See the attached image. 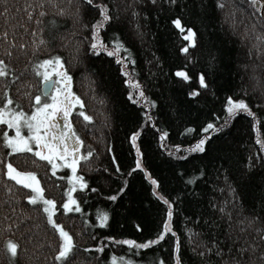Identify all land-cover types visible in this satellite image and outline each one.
<instances>
[{"label": "trees", "instance_id": "1", "mask_svg": "<svg viewBox=\"0 0 264 264\" xmlns=\"http://www.w3.org/2000/svg\"><path fill=\"white\" fill-rule=\"evenodd\" d=\"M38 2L0 0V60L11 73L0 77V107L10 98L13 110L30 113L42 83L33 65L59 55L72 77L71 91L81 100L69 122L83 141L81 153L94 152L90 167L77 169L87 181L84 189L77 187L73 192L81 210L65 213L62 204L67 199L64 190L70 188L66 179L70 169L61 167L53 174L51 165L34 153H11L3 144V132L13 135L12 129L0 123V264H9L6 238L19 246L14 264H55L59 243L42 205L38 208L23 198L32 190L4 175L6 163L35 171L44 195L56 201L53 218L75 244L68 264H111L113 255L135 264H159L160 260L174 264L176 255L182 264H214L215 256L198 255V242H225L231 222L220 213L221 202L231 201L225 207L236 205L244 215L264 216V151L257 143L264 140V54L257 51L264 49V40L258 39L264 34L261 2L255 0L252 6L251 0H219V4L218 0H94L88 5L85 0H55L54 9L46 0L44 24H38L35 15L27 16L26 4ZM100 3L107 5L111 19L97 32L105 47L90 51V26L100 19ZM60 7L65 8L63 16L57 15ZM176 18L184 26L183 34L172 23ZM52 21L55 31L48 26ZM188 27L195 33L192 44L185 39ZM114 39L124 48L110 56ZM184 47L187 50L181 52ZM177 70L186 72L189 79L176 76ZM201 74L207 87L199 84ZM129 79L139 82L146 100L129 98L128 93L137 90L125 83ZM193 90L196 95L190 96ZM229 96L245 99L255 118L238 111L226 127L207 138L204 152L190 151L206 135L202 129L208 122H224ZM82 111L93 119L85 121L79 115ZM135 131L140 132L136 139L142 153L140 169L135 168L131 141ZM145 169L158 180L156 190ZM154 191L173 202L172 232L145 249L119 243L149 240L162 230L168 208ZM114 194L116 199H110ZM98 209L108 213L106 226L96 221ZM189 229L199 233L197 239L189 237ZM95 244L103 251L88 248Z\"/></svg>", "mask_w": 264, "mask_h": 264}, {"label": "snow or ice", "instance_id": "2", "mask_svg": "<svg viewBox=\"0 0 264 264\" xmlns=\"http://www.w3.org/2000/svg\"><path fill=\"white\" fill-rule=\"evenodd\" d=\"M85 2L88 5H93L94 0H85ZM45 3L46 0H39L36 4H26L25 7L28 9V19H31L32 16L35 15L37 23L44 24L45 21L43 17L47 15L45 11ZM47 3L51 5V8H57L55 0H47ZM69 3H71V0H69ZM251 4L254 6L255 0H251ZM98 7L100 19L90 26L92 36L91 46L89 49L90 51H99L100 48L105 47L104 43L100 41L97 36V32L98 29L104 25V22L111 19L108 14V7L106 4L100 3ZM33 9L36 11L34 12ZM7 11L8 9L6 8L5 14ZM75 12L76 18L79 19V4L77 5ZM65 14L64 7L58 8V16H63ZM136 14L137 13L134 10L133 15L135 16ZM5 23H7V17L5 18ZM172 23L181 31L182 34L185 32L184 26H182L179 18L173 19ZM48 26L50 31L56 30L55 21L49 22ZM84 26L88 27V25ZM2 35L5 39L8 38L6 32L2 33ZM194 35L195 33L193 29L188 27L186 29L185 39L189 44L194 43ZM258 39L264 40V34L258 36ZM113 43L115 48L108 50V55L110 56L119 49L124 48L123 43L118 39H114ZM21 47H23V45H21ZM186 50V47L180 49L181 52ZM257 51L260 54H264V49L258 48ZM33 67L37 69V75L42 77L43 83L51 81V87L47 92H45L43 88L38 90V93L33 97L36 103L31 106L30 114L26 113L23 108L13 110L10 107L12 104V100L10 98H6L2 101L4 107H0V123L7 125L9 129L14 130V135H10L7 131L3 132V144L10 150L11 153H21L25 151L34 153L36 157H39L43 161H47V163L51 165L50 171H52L53 174H55V171L61 167L70 169L72 174L66 177L70 188L64 190V194L67 199L64 200L62 209L65 213L80 212V203L73 195V192L77 187L84 189L87 185V181L84 179L82 174L77 173V169L78 167L83 166L90 167L89 157H91L94 152L93 149L88 152L81 153L80 146L83 141L76 134V132L72 130V125L68 121L69 113L72 111L73 105L80 104L81 100L79 96L71 91L72 77L66 70H64V64L61 56L53 55L50 58L40 60L38 66L34 64ZM121 71L124 72V69L121 68ZM52 73H55L54 78ZM175 74L178 77H183L185 80L189 79L187 73L182 70H177ZM5 75H11V73L7 72L4 61L0 60V77ZM125 75L128 74L125 73ZM12 79L16 80V77L12 76ZM125 83L131 84L137 89L135 93H128L130 99L133 95L143 97L145 100L147 99V97H144L143 91L140 90L141 86L137 80L129 79L125 80ZM199 84L201 87H207L205 77L202 74L199 76ZM262 87H264V85H262ZM4 93L7 96V88H4ZM25 95H27V93H25ZM189 95H196V90L190 92ZM49 96L51 97L50 100L48 99ZM224 109L227 114L224 118V122L219 125H216L211 121L208 122L202 129L206 135L198 139L195 145L189 149L190 151L204 152L207 138L214 132H220L221 129L226 127L230 122L231 117L238 111L245 112L249 116L255 118V113L251 110L245 99H234L232 96H229L227 97V102L224 104ZM79 115H81L85 121H91L93 119L92 116L87 115L83 111L80 112ZM61 116L64 121L63 128H61V126L57 123L58 118ZM149 119H151V117H149ZM252 126L255 129V123H253ZM24 129H26L27 134H24ZM139 135V131H135L131 134L132 147L136 150L135 168L137 169L143 168L140 159L142 155L141 149L136 143V139ZM163 135L164 133H161V136ZM257 143L262 145L261 150L264 151V140H257ZM33 145H35V147H33ZM109 151H111V149H109ZM81 161L83 162V165H81ZM113 163H115V158H113ZM5 168L7 171L4 175L14 180L17 184L23 185L25 188L32 190V194H27L23 198L38 208L42 205V212L46 215L47 223L52 225L56 232H58L59 243L58 250L54 254L55 264H68L71 256L75 253V244L73 236L70 235V233L53 218V213L57 211L56 201L52 198H47L44 195V189L41 187L35 171H20L15 168L12 163H6ZM105 171H107V169H105ZM116 171H119V168H117ZM144 171L150 176V174L147 173V169ZM150 180L151 185L153 186H156L159 183L154 177H150ZM189 182H191V180H189ZM119 191L123 192L124 188L121 187ZM228 191L233 194L232 199L236 200L237 197L235 196L234 189L231 185L228 186ZM154 194L159 200L163 201V203L167 205V217L171 218L173 215V202L165 195H162L159 191H154ZM110 199L115 200L116 194L112 195ZM225 203H231V201L221 202L219 208L222 216L226 217L227 221L231 222L228 224L226 235L223 237L225 242L221 243L218 239L199 240L198 247L201 251L198 255L201 257H205L207 255L209 259H211L212 256H215L217 259L214 264H264V216L258 218L255 214L244 215L242 209L237 208L236 205H233L231 209H228L225 207ZM211 206L216 208L215 204H212ZM13 211L15 210L13 209ZM234 216L235 220L233 219ZM108 218V213L106 211L98 209L96 221L101 226H106ZM137 227L139 228L140 226L137 225ZM188 231L189 237L193 240L197 239L199 236V233H193L191 229ZM169 232H172L170 219H165L163 221L162 230L158 231L154 238L142 242H138L134 239H123L122 241H119V243L135 247L136 249H145L150 245H155L162 241L165 234ZM236 232L239 234L234 235ZM240 234H242V236ZM107 239L112 241L114 240V237L108 236ZM88 248H94L98 253L103 251V247L99 244L89 245ZM4 249L6 253L10 254L9 264H14L12 258L17 257L19 254L18 243L6 238ZM87 250L88 249H85V251ZM192 251L196 252V248H193ZM118 260L120 264H135V262L130 258L126 260L123 256L116 257L114 255L111 257V264H118ZM159 264H165V262L160 260ZM174 264H182L178 255L175 257Z\"/></svg>", "mask_w": 264, "mask_h": 264}, {"label": "rangeland", "instance_id": "3", "mask_svg": "<svg viewBox=\"0 0 264 264\" xmlns=\"http://www.w3.org/2000/svg\"><path fill=\"white\" fill-rule=\"evenodd\" d=\"M185 35H186V33H185ZM53 74H55V73H53ZM54 76H55V75H54ZM136 91H137V90H136ZM48 99L50 100L51 97L49 96ZM77 106H79V104H74L73 107H72V111L75 109L74 107H77ZM72 111H71V112H72ZM71 112H70V113H71ZM70 113H69V116H70ZM29 114H30V113H29ZM69 120H70V119H69V117H68V121H69ZM57 123L61 126V128L64 127V121H63V117H62V116L58 118ZM23 132H24V134H27L26 129H24ZM12 133H13V135H14V130H12ZM193 145H195V143L192 144V146H193ZM192 146H191V147H192ZM33 147H35V145H33ZM18 170H19V169H18ZM20 171H21V170H20ZM70 172H71V170H70ZM147 173H148V172H147ZM71 174H72V173H71ZM146 176H148L149 179H150V177H151V176H149V175H146ZM150 181H151V180H150ZM153 187H154V189L156 190L155 186H153ZM167 219H169V218H167Z\"/></svg>", "mask_w": 264, "mask_h": 264}, {"label": "water", "instance_id": "4", "mask_svg": "<svg viewBox=\"0 0 264 264\" xmlns=\"http://www.w3.org/2000/svg\"><path fill=\"white\" fill-rule=\"evenodd\" d=\"M260 2H261V13H262V18H263V20H264V10H262V9H264V0H259ZM50 87H51V81H49L48 83H41V88H43L44 89V91L45 92H47L49 89H50Z\"/></svg>", "mask_w": 264, "mask_h": 264}]
</instances>
